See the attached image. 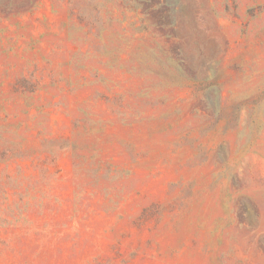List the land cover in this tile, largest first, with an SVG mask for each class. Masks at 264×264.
Listing matches in <instances>:
<instances>
[{"label": "rangeland", "instance_id": "rangeland-1", "mask_svg": "<svg viewBox=\"0 0 264 264\" xmlns=\"http://www.w3.org/2000/svg\"><path fill=\"white\" fill-rule=\"evenodd\" d=\"M0 264H264V0H0Z\"/></svg>", "mask_w": 264, "mask_h": 264}]
</instances>
